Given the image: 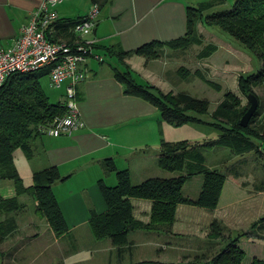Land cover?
Wrapping results in <instances>:
<instances>
[{"label":"trees","instance_id":"trees-1","mask_svg":"<svg viewBox=\"0 0 264 264\" xmlns=\"http://www.w3.org/2000/svg\"><path fill=\"white\" fill-rule=\"evenodd\" d=\"M224 2L225 0H206L196 6H186L185 34L172 41H151L132 51H124L115 45L99 46L96 42L91 46L94 54L101 57V61H96L110 67L113 79L122 87V93L125 96L141 99L154 107L163 122L171 126L188 123L207 124L222 132L216 141L201 145H190L187 142L169 143L161 139L156 164L165 172L178 173L177 176L169 178L153 177L134 184L127 169L118 170L110 158L101 161L104 172L113 173V184L107 185L104 179L97 181L105 210L101 213H90L88 225L95 239H109L117 250L128 245L131 232L169 233L178 206H192L207 211L216 209L227 175L238 178L239 174L237 172L227 174L217 168L207 167L199 147L224 146L236 156L253 152L264 157L255 142V140L261 141L263 137L258 132L253 133L250 130L259 107L247 127L242 128L239 126V121L248 105L241 111L225 113L233 109L234 103L237 102L232 93L226 92L224 102L210 114L212 121L205 122L199 117L208 114L209 105L206 100L185 94L163 93L144 80H138V74L125 62L130 55L156 58L159 56V49L164 48L163 46L171 49L188 48L193 42L199 43L196 38L198 23L203 26H215L251 51L260 61V69L257 72L240 74L237 77L239 92L247 96L252 88L264 84V0H234L230 9L213 11ZM92 3H97L99 6L95 0H92ZM79 20L59 23L63 31L68 33L69 38L65 43L71 44L78 40L72 29ZM46 38L51 42L56 41L49 35H46ZM215 50V45H208L201 49V57L206 58ZM94 54H87V60H95ZM50 69L51 67L47 66L32 73L13 74L0 87V178L10 181L15 190V196L12 198L0 197V211L14 213L20 208L17 198L22 195L30 196L36 203L35 213L47 222L55 236H62L68 233V228L52 191V185L64 181L67 177L61 176L57 167H47L34 171L31 184L24 187L14 164L16 150L22 151L25 158L30 159L34 154V140L42 135L48 136L47 128L52 125L53 120L67 115L65 100L50 102L41 86L40 80L44 77L49 78ZM194 74L198 76L199 71H194ZM196 176L202 178L200 190L195 199H190L183 195L182 190L185 183ZM262 184L264 185V182ZM131 199L151 203L147 224L133 218ZM3 223L0 222L1 236L5 232L2 229ZM223 229L219 221L213 220L209 225V236L217 239L221 237ZM256 229L264 230V215L251 225L249 233H241L234 239L229 238L220 252L207 263L244 264L242 262L244 252L238 246L239 238L249 236L250 232ZM249 264H264V259L254 257Z\"/></svg>","mask_w":264,"mask_h":264},{"label":"rangeland","instance_id":"rangeland-1","mask_svg":"<svg viewBox=\"0 0 264 264\" xmlns=\"http://www.w3.org/2000/svg\"><path fill=\"white\" fill-rule=\"evenodd\" d=\"M189 2V6L197 5V1ZM233 2L234 0H225L223 5L215 7L213 11L228 10ZM196 38L199 43L193 42L185 49L181 47L171 49L163 46L164 48L159 49V56L156 58L148 59L136 55L150 67V77L142 78L138 75V80H144L163 93L185 94L206 100L209 105L208 114L199 117L205 122L212 121L210 114L224 102L226 92L232 93L237 102L234 103L233 109L225 113L241 111L246 105L249 107L247 97L243 96L237 88V77L240 74L257 72L261 65L257 57L215 26H203L198 23ZM212 44L216 46V50L210 56L202 58L201 49ZM90 61L96 62L92 59ZM196 70L199 71L198 76L194 74ZM40 82L50 102L64 100L63 86L60 89L52 88L48 77L42 78ZM251 92L256 96L259 108L250 130L253 133L258 132L263 137L261 141L255 140V142L264 154V131L262 130L264 129V84L252 88ZM157 120L161 121L159 129L164 142L201 145L216 141L222 133L216 127L200 123L171 126L160 119L158 112L150 125L152 123L156 127ZM199 151L204 156L207 167L217 168L227 174L237 172L239 178L233 182V176L227 175L215 210H199L205 217L202 216L204 218L200 223L204 224L198 228L197 236L189 234L184 239L176 240L154 236L155 240L160 241L155 242L159 243V248L166 247V243L173 246V249L166 252L169 261L166 263L209 264L207 262L220 252L229 238L234 239L241 233H249L251 225L264 215V185L262 184L264 157L253 152L236 156L224 146H201ZM14 163L20 172L22 185L29 186L31 180L28 169L31 162L25 158L22 151L16 150ZM85 173L89 176L78 174L68 182H56L52 185V191L60 205L67 201L70 193L71 195L81 193V199L72 197L71 202L82 201L85 198L87 207L96 213L99 209V199L103 202L99 196L97 174L88 169ZM165 174V178L178 175V173L168 172ZM113 179L112 176L105 180V183L111 186ZM201 180V177L196 176L187 181L182 190L183 195L195 198L200 189ZM132 182L137 184L138 181L132 179ZM92 185L96 198L92 192ZM10 189L11 193L8 192ZM9 194L15 196L12 183L0 178V197L7 199L6 196ZM17 200L20 208L14 213L0 211V222H4L2 229L5 230L2 236L0 235V264H153L147 262L157 260L158 252L154 245L141 246L143 235L141 231L130 234L128 245L117 250L111 245L109 239H95L88 223L74 225L79 223L80 219L70 211H64L63 216L68 233L55 236L47 222L35 213L36 203L30 196L22 195ZM70 207L73 208L72 205ZM213 220L219 221L224 227L221 237L217 239L209 236V225ZM238 246L244 252L242 261L244 264H249L254 257L264 259V230L256 229L250 232L249 236L240 237Z\"/></svg>","mask_w":264,"mask_h":264},{"label":"crops","instance_id":"crops-1","mask_svg":"<svg viewBox=\"0 0 264 264\" xmlns=\"http://www.w3.org/2000/svg\"><path fill=\"white\" fill-rule=\"evenodd\" d=\"M95 1L99 3V15L93 32L86 39L94 40L99 46H119L124 51H132L151 41L168 42L182 37L186 30L185 7L189 6V1H197V4L203 2V0ZM91 3L92 0H68L56 5L53 11L57 14L58 20L51 26V31L47 35L56 41L66 42L69 38L68 33L63 31L59 23L79 20L87 13ZM37 7V0H0L2 46H10L19 37L22 27L27 24L31 13ZM125 62L140 77H150V67L138 56L130 55ZM85 69L88 71V78L76 86L77 110L83 121V128L69 137L54 138L44 135L37 137L33 143L34 154L27 159L31 162L28 169L29 179L31 180L34 171L54 166L58 168L61 176L67 177L65 182L75 175L86 174V169L97 174L96 182L99 179L107 180L113 176V173H105L101 166V161L107 158L113 160L118 170L127 169L131 181L134 179L139 183L153 177L165 178V171L159 169L156 164L160 140L163 139L159 129L161 121L157 120L156 127L152 123L150 125L156 115V109L141 99L125 96L121 85L113 79L108 65L87 60ZM63 88L65 90V84ZM86 175L89 176L88 173ZM26 177L28 179V174ZM236 179L233 177V182ZM93 185L92 192L96 198ZM8 192L11 193V189ZM12 195L6 197L12 198ZM72 197L81 199L82 194L70 193L66 202L61 205L58 203L62 213L70 211L80 219V222L74 225L87 224L93 210L87 207L85 198L82 201L71 202ZM102 203L99 199V209L96 213L105 210ZM131 204L133 218L147 224L151 203L131 199ZM199 210L202 209L178 206L169 233L141 231L143 234L141 246L154 245L158 252L157 260L151 261L153 264L155 262L171 264L166 263L168 261L166 252L173 249V246L166 242H163L166 243V247L159 248V243L155 242L160 241L155 240L154 236L157 238L164 236L169 240L184 239L189 234L197 236L198 228L204 224L200 221L205 217Z\"/></svg>","mask_w":264,"mask_h":264},{"label":"built area","instance_id":"built-area-1","mask_svg":"<svg viewBox=\"0 0 264 264\" xmlns=\"http://www.w3.org/2000/svg\"><path fill=\"white\" fill-rule=\"evenodd\" d=\"M37 1L38 7L22 27L19 37L8 47L0 44V87L13 74L32 73L51 67L50 86L59 89L65 84L64 100L68 111L66 116L55 118L46 133L51 137L69 136L84 126L77 110L75 94L77 84L88 78L84 65L87 54H94L91 46L95 41L86 37L96 26L99 6L91 3L87 13L73 26L72 31L78 36V40L67 44L61 41L51 42L46 35L58 20L53 8L68 0ZM94 59L101 61L97 54H94Z\"/></svg>","mask_w":264,"mask_h":264},{"label":"water","instance_id":"water-1","mask_svg":"<svg viewBox=\"0 0 264 264\" xmlns=\"http://www.w3.org/2000/svg\"><path fill=\"white\" fill-rule=\"evenodd\" d=\"M247 101L249 103V107L247 108L246 112L244 115L241 117L239 121V126L242 128L247 127L249 120L253 116L254 112L257 109L258 101L256 96L253 93H248L247 94Z\"/></svg>","mask_w":264,"mask_h":264}]
</instances>
